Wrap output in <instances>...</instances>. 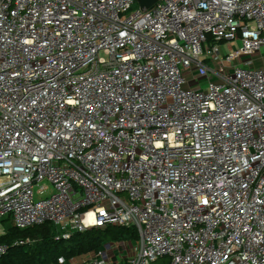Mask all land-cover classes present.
Segmentation results:
<instances>
[{"label":"built area","instance_id":"1","mask_svg":"<svg viewBox=\"0 0 264 264\" xmlns=\"http://www.w3.org/2000/svg\"><path fill=\"white\" fill-rule=\"evenodd\" d=\"M135 2L0 0V238L132 228L72 264H264V0Z\"/></svg>","mask_w":264,"mask_h":264},{"label":"trees","instance_id":"2","mask_svg":"<svg viewBox=\"0 0 264 264\" xmlns=\"http://www.w3.org/2000/svg\"><path fill=\"white\" fill-rule=\"evenodd\" d=\"M7 222L11 223V219L8 218ZM137 239L138 234L132 228L91 229L74 233L65 240L59 237L57 228L51 222L25 230L11 224L7 226L6 235L0 238V245L9 248L8 253L0 258V264H61V259L64 260L62 264H72V261L81 263L79 258L100 252L107 243ZM21 241L30 242L16 245ZM156 264L172 262L166 257Z\"/></svg>","mask_w":264,"mask_h":264},{"label":"rangeland","instance_id":"3","mask_svg":"<svg viewBox=\"0 0 264 264\" xmlns=\"http://www.w3.org/2000/svg\"><path fill=\"white\" fill-rule=\"evenodd\" d=\"M139 9H140V5L136 2L135 5L133 6L132 11H138ZM233 46H235V47L238 48L240 45H239V43H235L234 45H232V47H233ZM232 47L229 46V48H227V49L224 48V50H226V51H228V52L230 53V51H232V50H231ZM261 54L264 56V48L262 49ZM45 183H46V182H45ZM3 220L5 221L4 224H5L6 226L11 225V223L7 222L8 217H5ZM79 261H83V259H80V258H79Z\"/></svg>","mask_w":264,"mask_h":264},{"label":"water","instance_id":"4","mask_svg":"<svg viewBox=\"0 0 264 264\" xmlns=\"http://www.w3.org/2000/svg\"><path fill=\"white\" fill-rule=\"evenodd\" d=\"M159 0H137V3L140 5V9H151L154 7V5L158 2Z\"/></svg>","mask_w":264,"mask_h":264},{"label":"crops","instance_id":"5","mask_svg":"<svg viewBox=\"0 0 264 264\" xmlns=\"http://www.w3.org/2000/svg\"><path fill=\"white\" fill-rule=\"evenodd\" d=\"M77 262V261H76Z\"/></svg>","mask_w":264,"mask_h":264}]
</instances>
